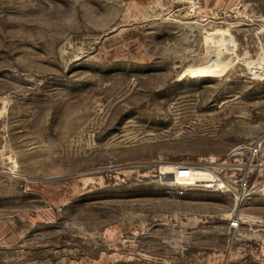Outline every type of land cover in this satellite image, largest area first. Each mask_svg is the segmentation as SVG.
<instances>
[{
    "label": "rangeland",
    "instance_id": "1",
    "mask_svg": "<svg viewBox=\"0 0 264 264\" xmlns=\"http://www.w3.org/2000/svg\"><path fill=\"white\" fill-rule=\"evenodd\" d=\"M261 1L0 0V264H264Z\"/></svg>",
    "mask_w": 264,
    "mask_h": 264
},
{
    "label": "built area",
    "instance_id": "2",
    "mask_svg": "<svg viewBox=\"0 0 264 264\" xmlns=\"http://www.w3.org/2000/svg\"><path fill=\"white\" fill-rule=\"evenodd\" d=\"M200 164L209 165L214 172L234 185L237 204L243 203L254 193L264 197V126L253 136L235 144L223 156L211 154L197 163L174 164V180L186 186L185 183L193 176L195 166ZM184 188L175 191L177 197L184 193ZM230 227H239L237 216L231 219Z\"/></svg>",
    "mask_w": 264,
    "mask_h": 264
},
{
    "label": "trees",
    "instance_id": "3",
    "mask_svg": "<svg viewBox=\"0 0 264 264\" xmlns=\"http://www.w3.org/2000/svg\"><path fill=\"white\" fill-rule=\"evenodd\" d=\"M261 12L264 14V0L261 1Z\"/></svg>",
    "mask_w": 264,
    "mask_h": 264
},
{
    "label": "bare ground",
    "instance_id": "4",
    "mask_svg": "<svg viewBox=\"0 0 264 264\" xmlns=\"http://www.w3.org/2000/svg\"><path fill=\"white\" fill-rule=\"evenodd\" d=\"M215 67H216V66H215ZM205 69H206V68H205ZM205 69H204V70H205ZM202 70H203V69H201V72H202ZM204 70H203V72H204ZM214 70H216V68H215ZM214 70H210V71H214ZM196 71H197V69H196ZM205 71H208V70H205ZM197 72H198V71H197ZM199 72H200V71H199ZM200 165H202V164H200Z\"/></svg>",
    "mask_w": 264,
    "mask_h": 264
}]
</instances>
